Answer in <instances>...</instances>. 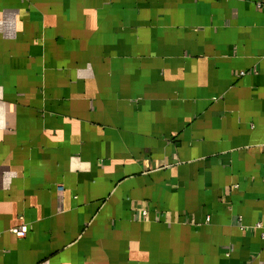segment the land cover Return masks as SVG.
<instances>
[{"label":"crops","instance_id":"obj_1","mask_svg":"<svg viewBox=\"0 0 264 264\" xmlns=\"http://www.w3.org/2000/svg\"><path fill=\"white\" fill-rule=\"evenodd\" d=\"M257 3L0 0V264H264Z\"/></svg>","mask_w":264,"mask_h":264},{"label":"built area","instance_id":"obj_2","mask_svg":"<svg viewBox=\"0 0 264 264\" xmlns=\"http://www.w3.org/2000/svg\"><path fill=\"white\" fill-rule=\"evenodd\" d=\"M256 7L262 11H264V3H257ZM240 75H243V73H240ZM56 191L58 194L59 199H61V193H62V186L58 185L56 187ZM145 215V212L141 213V216ZM10 233H12L16 238H23L25 237L26 233H27V227L24 224H21L17 227H14L10 230ZM264 239V235L262 236Z\"/></svg>","mask_w":264,"mask_h":264}]
</instances>
